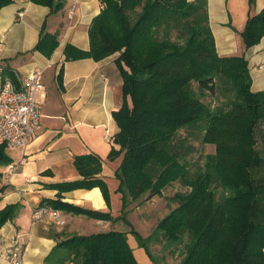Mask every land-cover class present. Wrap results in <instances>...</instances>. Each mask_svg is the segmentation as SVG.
I'll return each instance as SVG.
<instances>
[{
	"label": "trees",
	"instance_id": "16d2710c",
	"mask_svg": "<svg viewBox=\"0 0 264 264\" xmlns=\"http://www.w3.org/2000/svg\"><path fill=\"white\" fill-rule=\"evenodd\" d=\"M51 9L65 0H30ZM102 9L89 28L90 50L68 44L66 62L116 56L123 79V104L113 112L119 128L114 160L123 155L116 172L123 210L119 217L62 201L61 194L100 188L109 205V191L100 178L102 160L94 154L76 156L81 179L53 185L55 200L40 206L90 219L123 222L129 231L67 235L52 229L56 246L46 264H139L128 235L136 237L154 264L149 242L162 238L167 247H183L179 264H264V91H252L245 54L221 57L208 18L207 0H100ZM256 0H249L252 7ZM12 0H0V12ZM176 35V39L172 36ZM246 50L264 38V9L250 16L241 33ZM59 33L44 24L33 49L50 58ZM14 73L5 68L1 78ZM63 69L58 80L61 84ZM212 96L213 102H207ZM196 129L201 142L214 148L203 168L192 173L184 162L180 131ZM118 147V148H116ZM13 163L0 146V166ZM47 174V172L45 173ZM3 175L0 173V182ZM176 184L189 189L176 195L178 206L142 237L125 209L147 195L162 197ZM19 205L0 211V228L12 221ZM65 217V216H64ZM159 236V237H157Z\"/></svg>",
	"mask_w": 264,
	"mask_h": 264
},
{
	"label": "crops",
	"instance_id": "0c3cea01",
	"mask_svg": "<svg viewBox=\"0 0 264 264\" xmlns=\"http://www.w3.org/2000/svg\"><path fill=\"white\" fill-rule=\"evenodd\" d=\"M207 2L217 53L221 57L245 54L252 91H264V38L246 50L241 36L249 17L263 11L264 0H256L252 7L249 0ZM101 9L100 0H65L62 11L52 15L50 8L30 0H12V4L0 12V84L1 72L5 68L22 78L40 70L47 88L44 97L38 95L44 117L37 139L27 149L15 151V157L8 152L19 170L10 174L8 166H0L3 175L0 211L8 205H19L14 219L0 228V264H10L9 250L17 236L27 245L24 264H46V257L56 246L55 239L51 237L55 225L49 218L33 225L32 213L43 200L58 198L59 191L53 185L81 179L74 166L76 156L94 154L101 158L102 173L99 176L107 184L110 203L107 204L100 188L64 192L62 201L88 210L111 213L113 217H119L123 210L116 179L123 155L114 160L108 158L119 132L113 112L123 104V79L115 63L116 56L100 62L92 59L66 62L64 55L68 44L83 51L90 50L89 28ZM44 24L48 33H59V46L50 58L33 51ZM61 69L63 79L60 84L58 76ZM23 159L25 162L21 164ZM64 214L67 224L63 228L56 227V230L67 235L85 234L84 228L77 225L81 220L90 226L103 228L102 232L126 229L120 228L123 222ZM131 224L134 226L133 222ZM157 241L162 242V238ZM154 256H161L162 261L165 259L162 254ZM150 264L154 263L151 261Z\"/></svg>",
	"mask_w": 264,
	"mask_h": 264
},
{
	"label": "built area",
	"instance_id": "2783aa9c",
	"mask_svg": "<svg viewBox=\"0 0 264 264\" xmlns=\"http://www.w3.org/2000/svg\"><path fill=\"white\" fill-rule=\"evenodd\" d=\"M16 81L6 76L0 84V146L8 152L27 149L38 137L43 120L42 102L38 95L45 96L43 72L32 71L25 78L14 73ZM25 159L21 161V164ZM19 170L17 164L8 165V173ZM50 219L58 227L66 226L67 221L62 211L49 206H38L32 213V224ZM27 245L14 238L9 250L10 264H24Z\"/></svg>",
	"mask_w": 264,
	"mask_h": 264
},
{
	"label": "rangeland",
	"instance_id": "374dc122",
	"mask_svg": "<svg viewBox=\"0 0 264 264\" xmlns=\"http://www.w3.org/2000/svg\"><path fill=\"white\" fill-rule=\"evenodd\" d=\"M172 39H176V35H173ZM207 102H213V97H207ZM178 140H181L183 142L182 153L185 158L183 161L190 165V169L194 174L203 168L206 155L214 153L213 147L202 144L201 134L199 133V130H182L180 131ZM9 154L14 157L16 156V153L14 152H9ZM188 191L189 189L182 184H176L167 189L161 198L155 197L150 200L147 199L146 195L140 200L135 201L127 206V208L125 209V212L127 213V219L134 223L133 227L142 237L148 238L155 233L159 222L178 206L179 201L176 199V195H185L188 193ZM77 225L80 229L84 228V236L103 233L101 231L103 230V228L90 226L88 223L82 220L77 221ZM120 226V228H126L125 231L130 230V228H128L125 224L123 226L121 224ZM128 239V242L134 249L135 255L140 264H150L152 261L151 258L147 255L144 247L140 246L136 237L130 234L128 236ZM157 239H155L156 241H153L152 239V241L149 242V247L153 254H155L156 256H159L160 254H162V256H165L164 261L160 259L161 256L160 258L156 257L157 263L179 264L181 260L180 253L183 252V247H180L179 249L175 250L176 252H173V248L171 249L170 247H167L165 242L157 241Z\"/></svg>",
	"mask_w": 264,
	"mask_h": 264
}]
</instances>
